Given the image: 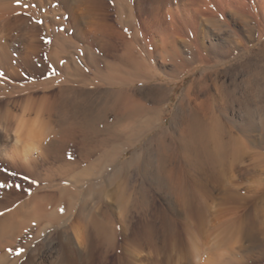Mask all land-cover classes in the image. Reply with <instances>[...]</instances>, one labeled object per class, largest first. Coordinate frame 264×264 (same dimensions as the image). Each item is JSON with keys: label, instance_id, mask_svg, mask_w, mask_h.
Listing matches in <instances>:
<instances>
[{"label": "rangeland", "instance_id": "obj_1", "mask_svg": "<svg viewBox=\"0 0 264 264\" xmlns=\"http://www.w3.org/2000/svg\"><path fill=\"white\" fill-rule=\"evenodd\" d=\"M173 1L168 7L171 6L175 9L180 5L179 13H167V9L162 7L163 0H99L98 7L102 17L117 29V32L110 31L101 39L102 35L97 37V34L93 32L90 34L87 31L89 37L91 35L98 40L105 39L112 43L111 45L109 42L111 47L107 45L102 48L95 43L88 48L87 40L75 33L72 26L73 21L53 11L58 6L55 1L52 3L53 9L47 5L48 8H43L40 15L32 16L23 13L19 15L21 16L19 19L10 18L9 30L11 33L7 30L4 32L3 38L0 36L1 48L9 43V48L0 49V53H2L0 83L2 80L5 82L2 81L3 85H0V108L7 104L13 110L18 111L15 104L30 99L32 101L30 118H35V110L44 109L42 119L48 125L55 127H52L51 134L44 138L45 145L57 142L58 148H60L58 149V154L60 153L58 162L60 164L58 165H62L52 175L50 172L51 178L47 179L34 174V168L40 170L43 168L39 162L42 154L46 161L51 160L43 152L33 153L32 159L35 161L33 166L28 167L0 157L1 173L7 170L9 181L17 191L24 193L27 198L32 199L40 194L56 193L57 201L62 199V205L58 201L60 204L57 203L54 207H50L53 201L42 199L43 207H47L49 204L47 211H52L51 208L59 210L60 207L64 210L63 212L62 208L59 210V213L61 211L60 221L48 230L51 232H47L45 235L41 234L36 237L37 221L34 220L32 224L30 223L31 227H28L26 233L27 238L30 239V249L44 245L45 251L49 241H55V239L57 241L56 230L58 229L57 232H59L63 225H72L71 222L78 219L80 214L78 216L77 214L81 212L82 208L86 221L92 225L94 222L93 208L116 207L107 202L103 196L105 192H111L113 185L118 180L124 183V187L122 183V195L129 198L128 204L124 207H128V214L132 218V222L135 225L141 223L139 214L144 216L147 214L146 210L149 209L150 219L144 224V230L149 229L153 222L156 229H159L158 231L162 230L161 220L164 217L167 220L173 218L169 212L164 213L160 210L161 213L157 212V217L153 212L154 207L168 206L165 198L170 194L169 187L163 182L157 181L154 176L158 166V150L156 144L151 140L162 128L157 127L139 143L121 156L119 155L123 148L138 140L148 126L156 123L161 106L164 109L162 126L172 125L174 131L180 133L185 125L186 119L184 118L190 110L184 97L192 83H194V92L198 95L199 100L207 98L210 103L216 106V110L223 111V117L225 120L228 118V124L233 127L234 131H239V127L249 118L260 130L264 129V0H190L186 5L190 10H187L185 6L182 7V0ZM239 1L241 2L239 3ZM161 30L166 31L163 33ZM167 33L172 34L178 46L174 48L170 46L169 49L172 50L169 51L172 54H166L164 57L158 54L157 46L160 43L161 34ZM32 36L35 37H33L34 40L38 39L36 41L40 44L37 51H28L24 46L28 37ZM182 37L185 38L182 39ZM186 41L195 45L196 58L198 59L193 57L191 49L188 48L189 43L187 46ZM177 48L178 51H174ZM4 50L5 52H3ZM23 55H27L28 60L23 58ZM200 58H203L205 62ZM164 60H166V64ZM100 67L101 70H98ZM187 69H192V71L184 74L183 70ZM113 75L120 76L119 78L125 79V82L114 78ZM73 85L74 87L78 85L77 92L80 88L90 90L97 86L103 89L134 87L136 88L135 95L133 92H129L131 95L128 96L139 101L140 109L135 113H130L131 115L120 116L117 110L105 108V104L113 100L112 96L109 98V95L104 93H97L98 95L93 93L92 100L89 101L85 110V112L90 111L89 114H77L74 110L63 113L62 96L59 91ZM167 94L170 95L169 99H167ZM105 100L107 101L105 102ZM96 112L97 116L94 115ZM225 113L228 117L225 116ZM91 115L92 117H90ZM83 117L86 118L85 121H83ZM98 117L102 118L98 119ZM149 120H152V123ZM85 131L90 132L86 137L87 140L83 139ZM169 141L171 142V140ZM169 141L167 144L170 143ZM259 142L252 143V149L258 148L263 151L264 143H262L263 141ZM172 144L168 145L173 149ZM258 146H263V148ZM138 151L141 155H138ZM139 156L140 158H138ZM172 165H175L174 161L167 166L173 167ZM242 168V170L245 169L244 166ZM245 170L240 171L238 179L236 178L238 181L245 182H239L242 194L245 192L244 185L250 183L248 181L250 176ZM118 174L120 175L117 176ZM155 180L157 183L154 182ZM100 183L103 188V191L101 189L102 193L94 189ZM93 189L95 193L92 191ZM158 215L163 219H158ZM179 222L175 219V224L180 230L181 221L179 220ZM49 236L51 237L49 238ZM104 241L107 245V237ZM56 244L58 243L56 242ZM255 261L261 262L258 258Z\"/></svg>", "mask_w": 264, "mask_h": 264}, {"label": "bare ground", "instance_id": "obj_2", "mask_svg": "<svg viewBox=\"0 0 264 264\" xmlns=\"http://www.w3.org/2000/svg\"><path fill=\"white\" fill-rule=\"evenodd\" d=\"M54 1L58 6L53 9L52 3H54ZM189 1L190 0H182V7H186ZM98 2L99 0H19V2L18 0H0V36L3 38L4 32L9 30L11 23L10 18L15 17L19 19L21 18L19 15L23 13L37 16L42 14V9L49 5L55 13L63 17H68L73 21L72 26L74 27L75 33L83 36V39L87 40L89 44L87 45L88 48L94 43L100 45L101 48L107 47V45L111 43L110 41L109 43L105 41V39L98 40L96 37H91L90 35L91 32L97 34V37L98 35H108L109 32L113 30L117 32V29L113 27L114 25L112 24V26L102 17ZM172 2L174 1L163 0L162 7H165L169 14L179 13L181 9L180 5L175 9L171 6L168 7ZM240 2L241 1H239V3ZM186 9L190 10L187 7ZM255 17H257V15ZM174 22L176 23V21ZM173 29L175 30V28ZM87 31H89L90 37L87 36ZM161 31L163 32V30ZM8 32H10V30ZM161 35L160 43L157 46V52L165 57L166 54H172L169 51L171 49H169L170 46L174 48L178 45L176 39L172 37V34L167 33ZM33 37L34 36L28 37L24 43L28 51H35L40 47V44L37 42L38 39H36V41L34 40L35 37ZM101 38H104V36L100 37V39ZM183 38L185 37H182V39ZM188 43L189 42L186 41V45ZM8 44H6V46H2V44V48L0 47V49L9 48ZM237 44L240 43L237 42ZM188 45V48L192 51L193 57L198 59L196 58L197 51H195V45L191 42ZM174 51H178V48ZM3 52H5V50ZM1 54L2 53H0V62ZM27 57V55H23V58L26 59ZM201 59L203 58H200V60ZM26 60H28V58ZM202 61L205 62L204 59ZM165 62L166 60H164V63ZM0 68L2 69V67ZM115 69L117 70V68ZM6 70L8 69L6 68ZM98 70H101V67L98 68ZM191 71L192 69H187L183 70V73L185 74ZM113 77L119 79L121 82H125V79L119 78L120 76L113 75ZM1 87L3 88V86ZM76 87L73 85L64 90L60 89L59 93L62 96L61 108L64 111L63 113H65V111L71 112L74 110L77 114H89L88 112L90 111L85 112V110L89 101L92 100L91 95L93 93H104L109 95V98L112 96V102L110 101L108 104L103 103L105 104V108L117 110L120 116L135 113L140 109L139 101L132 96L131 98L128 96L130 94L129 92H133L135 95L136 88L134 87L126 88L125 86L119 89L107 87V89H103L97 86L90 90L87 88H78L79 92L76 91ZM6 88L8 89V87ZM155 88L158 87L155 86ZM169 98L170 95L167 94V99ZM101 101L103 100L101 99ZM106 101L107 100H105V102ZM184 101H187L190 110L189 114L184 118L186 119L185 125L182 127L180 133H176L172 125H165L166 127L162 126L164 109L162 106H158L159 113L156 123L154 125L151 124L152 126H148L145 132L143 134L141 133L138 140L123 148L119 155L121 156L125 151L139 143L147 134L157 127L162 128L151 140L152 143L156 144L158 150V166L154 172V176L157 181L163 182L169 187L170 194L165 198L168 206L154 207L153 212L156 214V217L157 212H160V210L164 213L169 212L173 218L167 220L166 217L163 219V217L160 218V215H158V219H163L161 220V231L156 229L154 222L149 229L144 230V224L150 219L149 209L146 210L147 214L144 216L139 214L141 223L135 225L132 222V218L129 217L130 215L128 214V207H124V205L128 204L129 198L122 195L123 182L118 180V182L113 185L111 192H105L103 196L107 202H110L116 207H92L94 209V222L92 225L86 221L84 209L82 208V210L80 209L81 212L77 214V216L80 214L78 219L71 222L72 225L61 224L63 227L59 232H57V229L55 233L57 234V241L56 239L55 241H49L45 251L44 245L30 249V239L27 238L28 235L26 234L28 227H31L30 223L32 224L34 220L37 221L36 237H38L41 236V234L45 235L47 232H51L48 230L56 226L58 221H60L61 211L59 213V210L62 207H60L59 210L51 208L53 210L49 212L46 210L49 204L47 207H43L44 203L42 199L46 198L45 200L47 201L49 199L50 202L53 201L50 207H54L58 201L61 203L62 199H58L57 201L58 195L56 196L55 191V194L47 193L45 195L40 194V196H36L32 199L27 198L24 193L15 189L8 179L9 174L7 170H4L2 173L0 171V264H264V150H258V148L256 150L252 149V143L259 141H263L262 143H264V129L260 130L254 121L249 118L239 127V131H234L233 127L228 124V118L226 121L223 117V111H218L219 109L216 110V106L210 103L207 98L199 100L198 95L194 92V83L188 87ZM104 104L102 105L104 106ZM103 106L102 108H104ZM88 108L90 110V107ZM99 109L100 108H98V110ZM30 110L32 111V108H29V113ZM68 112H66V114ZM35 113V118L29 117L30 125H35V131L38 136L46 138L50 130L53 131L52 127H54V125L50 126L42 119L44 109L40 108L35 110ZM94 115L97 116V112ZM90 117H92V115ZM103 117H105L104 114ZM83 118L81 119L85 121L86 118ZM101 118L98 117V119ZM152 120L149 121L152 123ZM234 129L236 130V128ZM72 130L69 131L71 132ZM96 130L98 131V129ZM87 131L83 132L85 136L83 139L89 136L88 134L90 132ZM0 140V157L6 158V160L11 162H17V164L24 165V167L33 166V162L35 161L32 159L33 153L21 152L19 149L12 148L10 143H6L2 139ZM169 140H171V142ZM168 141L174 144H172L173 149L168 145L170 143L167 144ZM262 143L261 145H263ZM263 146L258 147L263 148ZM58 149L60 148H58L56 141L45 145L43 153L51 160L46 161L43 154L41 155L39 162H41L43 168L42 170L34 168V174L36 176L50 179L49 173L51 172L52 175L54 171L62 167V165H58L60 164L58 163L60 160ZM138 155H141V153L139 152ZM138 158H140V156ZM172 161H174L175 165H172L173 167L169 166V168L167 165ZM150 162L152 163V161ZM243 166L246 169L244 170L250 176V180H248L250 183L248 182V184L246 182L247 185H244L245 182L240 180L244 182L242 183L245 186H243L245 190V192H243L244 194L240 192V181L236 180L239 172L244 171L242 170ZM6 169L8 168L6 167ZM119 175L120 174L117 176ZM100 180L98 181L100 182ZM156 180L154 182H156ZM101 187L102 185L100 183L95 186L94 189L102 193L103 188ZM94 189L92 190L93 192ZM159 204L162 205L161 203ZM62 210L64 209L62 208ZM151 218L153 217L151 216ZM175 219H177L178 222L179 220L181 221L180 230L175 224ZM51 236H49V238ZM105 237H107L108 240L107 245L104 241ZM56 242L58 244H56ZM256 258L260 259L261 262L255 261Z\"/></svg>", "mask_w": 264, "mask_h": 264}, {"label": "clouds", "instance_id": "obj_3", "mask_svg": "<svg viewBox=\"0 0 264 264\" xmlns=\"http://www.w3.org/2000/svg\"><path fill=\"white\" fill-rule=\"evenodd\" d=\"M31 103L30 99L17 102L15 108L18 111L13 110L7 104L0 108V139L10 143L12 148L19 149L21 152L39 154L43 152L45 139L37 135L34 124L30 125Z\"/></svg>", "mask_w": 264, "mask_h": 264}, {"label": "snow or ice", "instance_id": "obj_4", "mask_svg": "<svg viewBox=\"0 0 264 264\" xmlns=\"http://www.w3.org/2000/svg\"><path fill=\"white\" fill-rule=\"evenodd\" d=\"M18 2H19V0H18ZM61 211H63V210H61Z\"/></svg>", "mask_w": 264, "mask_h": 264}]
</instances>
